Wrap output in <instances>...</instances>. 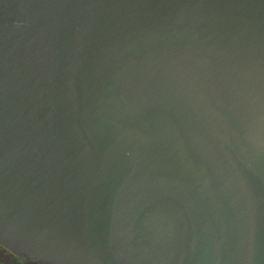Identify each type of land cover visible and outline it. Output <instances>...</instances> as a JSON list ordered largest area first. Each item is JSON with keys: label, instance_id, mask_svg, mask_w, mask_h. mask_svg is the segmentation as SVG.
Returning a JSON list of instances; mask_svg holds the SVG:
<instances>
[{"label": "water", "instance_id": "1", "mask_svg": "<svg viewBox=\"0 0 264 264\" xmlns=\"http://www.w3.org/2000/svg\"><path fill=\"white\" fill-rule=\"evenodd\" d=\"M0 264H264V0H0Z\"/></svg>", "mask_w": 264, "mask_h": 264}]
</instances>
